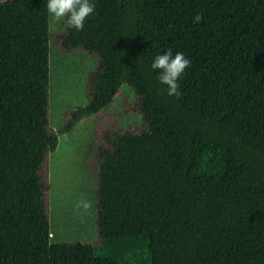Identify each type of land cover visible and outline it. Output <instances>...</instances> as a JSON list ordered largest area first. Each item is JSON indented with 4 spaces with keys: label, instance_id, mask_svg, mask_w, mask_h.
I'll list each match as a JSON object with an SVG mask.
<instances>
[{
    "label": "trees",
    "instance_id": "1",
    "mask_svg": "<svg viewBox=\"0 0 264 264\" xmlns=\"http://www.w3.org/2000/svg\"><path fill=\"white\" fill-rule=\"evenodd\" d=\"M45 5L0 1V264H264V0H95L58 35L99 59L61 132L123 83L147 123L99 144V244L50 241ZM167 48L191 61L179 96L150 68Z\"/></svg>",
    "mask_w": 264,
    "mask_h": 264
},
{
    "label": "rangeland",
    "instance_id": "2",
    "mask_svg": "<svg viewBox=\"0 0 264 264\" xmlns=\"http://www.w3.org/2000/svg\"><path fill=\"white\" fill-rule=\"evenodd\" d=\"M64 28L49 17L48 128L58 137L43 164L50 241L99 244V144L117 133H140L147 123L138 93L123 83L108 106L61 132L68 113L88 103L90 76L99 64L98 57L83 48L62 50L57 37Z\"/></svg>",
    "mask_w": 264,
    "mask_h": 264
},
{
    "label": "clouds",
    "instance_id": "3",
    "mask_svg": "<svg viewBox=\"0 0 264 264\" xmlns=\"http://www.w3.org/2000/svg\"><path fill=\"white\" fill-rule=\"evenodd\" d=\"M46 11L53 23H63L80 31L85 20L95 11V0H46ZM192 20L199 23L201 15L196 12ZM190 59L181 51L167 48L157 52L151 59L150 68L155 71L158 82L166 85L168 96H179V79L190 65Z\"/></svg>",
    "mask_w": 264,
    "mask_h": 264
}]
</instances>
